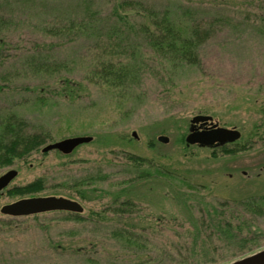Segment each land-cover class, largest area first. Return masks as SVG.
<instances>
[{
  "label": "rangeland",
  "instance_id": "rangeland-1",
  "mask_svg": "<svg viewBox=\"0 0 264 264\" xmlns=\"http://www.w3.org/2000/svg\"><path fill=\"white\" fill-rule=\"evenodd\" d=\"M119 1L0 0V132L13 116L45 139L0 165V175L17 171L0 207L62 196L83 208L0 213V264H225L264 248V0H130L168 10L181 27L210 26L196 65L161 57L135 29L112 38L45 29L105 17ZM109 60L130 69L120 86L94 74ZM197 114L240 132L225 144L231 153L185 144ZM84 135L92 139L68 154L41 152ZM37 178L40 191L7 193Z\"/></svg>",
  "mask_w": 264,
  "mask_h": 264
},
{
  "label": "trees",
  "instance_id": "trees-1",
  "mask_svg": "<svg viewBox=\"0 0 264 264\" xmlns=\"http://www.w3.org/2000/svg\"><path fill=\"white\" fill-rule=\"evenodd\" d=\"M139 12L140 18L135 20L133 12ZM110 14L105 17H96L93 12L80 18H70L63 24L48 25L45 29L49 34L56 35L57 32L75 31L74 35L69 37H78L80 33L95 37L105 34V37H118L121 30H138L142 37L143 44L151 50L156 51L161 57L167 60H175L178 63L196 65L199 63L198 48L212 35V28L204 26L201 22H193L189 26H179L170 16L168 10H159L154 6L143 2L130 0H121L111 9ZM129 15V16H128ZM135 16V15H134ZM106 30V33H95V30ZM67 36V35H66ZM109 46L107 45L106 48ZM115 48V46H113ZM51 68L58 67L60 64H48ZM126 64L109 60L99 68L94 69V74L99 79H103L109 85L120 86L124 83L123 78L131 75L130 69ZM109 81V82H108ZM72 82L63 79L64 93H71L66 89L67 86L73 88ZM63 90V89H62ZM22 123L17 118L10 116L4 121L2 131L0 132V165L9 164L14 158H22L31 151L37 149L43 142L44 136L40 134H25L20 128ZM236 143L230 142L225 144ZM225 144L220 147L225 153H231ZM132 161L138 163L139 157L131 156ZM43 188V180L37 178L25 185L16 186L10 189L9 195L23 196L33 194ZM250 205V204H249ZM253 207L255 205H252ZM259 211V209H257ZM76 213V212H71ZM220 230L225 232L224 236L230 238L229 226H220Z\"/></svg>",
  "mask_w": 264,
  "mask_h": 264
},
{
  "label": "water",
  "instance_id": "water-1",
  "mask_svg": "<svg viewBox=\"0 0 264 264\" xmlns=\"http://www.w3.org/2000/svg\"><path fill=\"white\" fill-rule=\"evenodd\" d=\"M262 111L264 112V107ZM132 135L135 136V133ZM239 137L240 132L237 129L212 124L211 116L197 114L189 119L188 133L184 140L186 145L198 144L211 147L234 142ZM91 139V136L86 135L63 138L45 144L41 148V152L58 150L62 154H68L78 145L87 143ZM157 139L161 142L167 141V137L161 135ZM16 174L17 171L13 168L2 173L0 175V190L5 188ZM54 210L81 213L83 208L77 201L62 196L23 197L0 207V213L9 216H23ZM225 264H264V248Z\"/></svg>",
  "mask_w": 264,
  "mask_h": 264
}]
</instances>
